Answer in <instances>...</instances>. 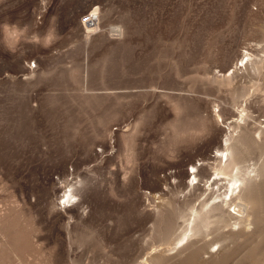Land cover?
Instances as JSON below:
<instances>
[{"label":"rangeland","instance_id":"374dc122","mask_svg":"<svg viewBox=\"0 0 264 264\" xmlns=\"http://www.w3.org/2000/svg\"><path fill=\"white\" fill-rule=\"evenodd\" d=\"M263 167L264 0H0V264H264Z\"/></svg>","mask_w":264,"mask_h":264},{"label":"bare ground","instance_id":"6f19581e","mask_svg":"<svg viewBox=\"0 0 264 264\" xmlns=\"http://www.w3.org/2000/svg\"><path fill=\"white\" fill-rule=\"evenodd\" d=\"M243 66L245 67L246 65L242 61L241 67H243ZM237 149H239L238 141L233 142V144L231 146L227 147L226 151L221 153V156H219V155L215 156L216 158H218V156H219L221 162H223V160L225 161V165L222 168L220 167L221 168L220 174L227 175L230 178V176L228 175L230 173V170L232 168L238 167V164L240 162V158L236 157V155H235V151ZM192 174H194V173H192ZM217 174H219V173H217ZM238 176H240V177H238ZM238 176H235V177L231 176L230 181L232 182V187H231V193L230 194L232 195V197L234 195L235 199H237L241 202L240 205H237V206H241L238 210H236L237 213L245 214L249 210V202H250L249 200H251V198H253V196L256 194V192H257L256 189H257L258 185L260 184V182H262L261 180H264V167H263V169H261L259 171V174L256 175L257 176L256 178H253L251 176L250 177L249 176L248 177L247 176L241 177V175H238ZM194 180H198L196 178V176L194 177ZM238 183H240V184L238 185ZM236 190H238L237 193H236ZM231 195H229V196L231 197ZM230 199H232V198H230ZM229 202H230V200H229ZM226 204H228V202H226ZM220 208H221L220 206H217V207H215V210H221ZM196 220L197 221L198 220L199 221H208L207 218H204V216H200V215L196 217ZM193 221H194V219H193ZM194 232H195V235H199L198 230L195 229Z\"/></svg>","mask_w":264,"mask_h":264},{"label":"built area","instance_id":"2783aa9c","mask_svg":"<svg viewBox=\"0 0 264 264\" xmlns=\"http://www.w3.org/2000/svg\"><path fill=\"white\" fill-rule=\"evenodd\" d=\"M97 15V14H96ZM97 18V17H96ZM86 23L91 26V24H89L88 18H86ZM35 67V66H34ZM33 68V67H32Z\"/></svg>","mask_w":264,"mask_h":264}]
</instances>
